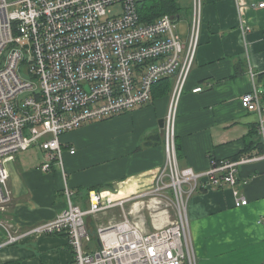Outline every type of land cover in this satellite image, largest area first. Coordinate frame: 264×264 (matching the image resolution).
I'll return each mask as SVG.
<instances>
[{
    "label": "built area",
    "instance_id": "built-area-1",
    "mask_svg": "<svg viewBox=\"0 0 264 264\" xmlns=\"http://www.w3.org/2000/svg\"><path fill=\"white\" fill-rule=\"evenodd\" d=\"M144 2L0 0V207L11 201L7 162L19 152L39 147L46 152L41 169L50 171L57 164L65 174L64 152L75 154L76 148L67 146L64 134L150 104L155 85L166 78L173 81L163 127L166 161L149 190L118 202L92 190L89 207L84 208L66 183V208L24 234H10L5 244L35 233L63 234L73 249V258L64 264H198L188 214L193 194L200 188L228 186L235 206L248 204L236 185L243 164L264 160L259 91L245 93L241 101L259 115L261 154L213 160L204 171L182 167L177 153L178 106L200 45L203 0H192L186 41L177 32L174 15L145 21L140 14ZM258 6L264 7V2ZM25 92L29 95L21 98ZM127 201L146 203L153 219L154 210L169 213L172 208L174 213L150 231L125 214L118 222L99 226V247L87 248L85 242L93 237L86 217Z\"/></svg>",
    "mask_w": 264,
    "mask_h": 264
},
{
    "label": "crops",
    "instance_id": "crops-1",
    "mask_svg": "<svg viewBox=\"0 0 264 264\" xmlns=\"http://www.w3.org/2000/svg\"><path fill=\"white\" fill-rule=\"evenodd\" d=\"M179 1L186 7L190 25L192 0ZM263 2L203 0L200 45L178 106L176 136L182 167L204 171L213 160L235 159L250 142L260 141L259 115L247 110L241 99L256 88L264 109V7L258 6ZM188 34L189 28L181 36L184 41ZM198 87L201 90L196 91ZM170 96L72 130L71 138L64 134L67 146L76 148L75 154L69 149L64 152L65 174L57 164L50 171L41 169L46 152L39 147L45 153L39 161L18 154L8 161L12 198L0 207V264L22 258L28 259L25 264L32 259L40 264L70 261L73 249L67 235L35 233L5 244L10 234L21 235L55 219L67 205L66 183L84 208L89 207L92 190L114 202L149 190L166 161L160 122L168 112ZM262 151L256 147L248 154ZM236 189L248 199L247 205L235 206L233 188L228 186L200 188L189 200L200 264H264V160L240 167ZM145 205L127 201L101 211L96 226L88 217L90 230L97 235L99 226L118 222L127 214L150 231L173 214L154 210V219L140 215ZM19 242L27 245L14 246Z\"/></svg>",
    "mask_w": 264,
    "mask_h": 264
},
{
    "label": "trees",
    "instance_id": "trees-1",
    "mask_svg": "<svg viewBox=\"0 0 264 264\" xmlns=\"http://www.w3.org/2000/svg\"><path fill=\"white\" fill-rule=\"evenodd\" d=\"M184 9V6L179 0H145V2L140 7V14L142 15V18L150 22L154 20L155 18L163 15V14H171L175 17L177 15H181L182 10ZM173 81L171 78H166L161 80L157 85L154 87V99L160 96H166L169 95L172 91ZM258 127V126H257ZM259 147L262 151L263 149V143L260 137V141L256 144L254 141L250 142L249 145L246 147L244 153H241L240 155H237L235 158H239L242 155L251 153V149ZM177 153L178 158H180V149L178 146L177 141ZM0 243H2V239L0 238ZM5 264H16V262H7Z\"/></svg>",
    "mask_w": 264,
    "mask_h": 264
},
{
    "label": "rangeland",
    "instance_id": "rangeland-1",
    "mask_svg": "<svg viewBox=\"0 0 264 264\" xmlns=\"http://www.w3.org/2000/svg\"><path fill=\"white\" fill-rule=\"evenodd\" d=\"M184 4H187V3H184ZM184 6V5H183ZM17 8V6H12L11 7V9H16ZM114 9V11H117L119 8L117 7V6H115V7H113ZM183 11V13L181 14L182 15V17H181V19L179 20V21H177V32L179 33V35L180 36H182L183 38L186 36V34H187V31H188V28H189V17H188V15H187V13H186V7L184 6V9L182 10ZM182 38V39H183ZM24 72H25V70H24ZM27 95H29V93L28 92H25L24 94H22L21 95V98H24V97H26ZM96 122V121H95ZM98 122V121H97ZM91 123H93V122H91ZM87 124H90V123H87ZM86 124V125H87ZM76 130V129H75ZM75 130H73V131H75ZM72 133V132H71ZM64 136V135H63ZM66 137H68V138H71V134L68 132V134L66 135ZM45 153H44V151L43 150H41V149H39V148H37V147H32V148H30L29 150H27V151H21V152H19L18 153V155L19 156H22V157H24L25 159H27V160H29V161H32V162H36V161H39V159L40 158H42L43 157V155H44ZM78 197V196H77ZM76 200H77V198H76ZM77 202V201H76ZM170 212L171 213H174V210L171 208L170 209ZM152 213H153V211H152ZM101 214V212L100 213H96V214H91V215H89V216H87L86 218H87V222H88V217H91L92 218V220H93V222H94V224H95V226L96 225H98L99 223L97 222V220H96V217L97 216H99ZM140 215L142 214H151V210H150V208L149 207H147V205H145V207L144 208H141V210H140V213H139ZM95 233H93L92 231H91V236H93ZM97 235H94L93 236V238L92 239H88L85 243H86V246H87V248H89V249H96V248H98L99 247V242H98V240H97V237H96ZM191 237H192V232H191ZM192 241H193V237H192ZM194 244V243H193ZM27 245V243H21V242H19L17 245H14V246H17V247H22V246H26ZM30 245H32V244H30ZM32 247V246H31ZM196 251V250H195ZM72 255H73V252H72ZM196 255H197V259H198V264H200L199 263V257H198V254H197V252H196ZM73 258V257H72ZM71 258V259H72ZM71 259H69V260H71ZM28 259L27 258H22V259H20V260H18L17 262H16V264H25V262L27 261ZM66 262H68V261H65V262H62V263H60V264H64V263H66ZM30 264H40V261L39 260H33L32 259V261L30 262Z\"/></svg>",
    "mask_w": 264,
    "mask_h": 264
},
{
    "label": "water",
    "instance_id": "water-1",
    "mask_svg": "<svg viewBox=\"0 0 264 264\" xmlns=\"http://www.w3.org/2000/svg\"><path fill=\"white\" fill-rule=\"evenodd\" d=\"M179 19H180V16L177 15V16H176V20L178 21ZM160 124L164 126V121H161Z\"/></svg>",
    "mask_w": 264,
    "mask_h": 264
}]
</instances>
